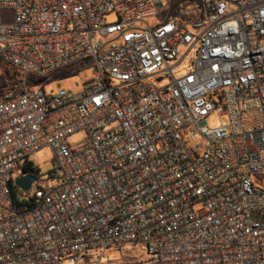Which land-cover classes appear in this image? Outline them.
Returning a JSON list of instances; mask_svg holds the SVG:
<instances>
[{
    "label": "built area",
    "instance_id": "built-area-1",
    "mask_svg": "<svg viewBox=\"0 0 264 264\" xmlns=\"http://www.w3.org/2000/svg\"><path fill=\"white\" fill-rule=\"evenodd\" d=\"M202 2L160 21L163 0H0V59L24 74L0 97V264L138 242L133 264H264V0ZM90 66L83 92L36 85ZM46 147L48 173L30 162Z\"/></svg>",
    "mask_w": 264,
    "mask_h": 264
},
{
    "label": "rangeland",
    "instance_id": "rangeland-1",
    "mask_svg": "<svg viewBox=\"0 0 264 264\" xmlns=\"http://www.w3.org/2000/svg\"><path fill=\"white\" fill-rule=\"evenodd\" d=\"M203 0H163L164 6L166 8L165 12H160L158 18L159 20H165L169 16L170 12L173 15H177L178 9L182 8L184 5H201ZM108 22L115 23L118 20L116 14L112 13L106 16ZM198 17L196 15H191L185 17V20H194ZM159 20L156 18L148 19L147 22L155 26ZM158 21V22H157ZM5 64L0 59V97L6 96L9 93H18L23 88V82L20 81L24 78V74H20V77L12 80L8 74V69L13 71H18L14 67H10ZM185 65L182 68V72L178 74L181 75L185 72ZM19 72V71H18ZM21 73V72H19ZM98 78V70L96 66H90L88 68L80 69L79 67H72L71 69H66L55 73L47 77H40L36 80V85L39 87L44 86L47 94L57 93L61 90L70 91L73 93H80L84 91L85 85ZM28 81L30 84L33 78ZM34 81V80H33ZM17 82V83H16ZM16 83V84H15ZM13 87H16L15 89ZM208 125L210 127H217L220 125V119L218 114L212 115L208 120ZM67 142L72 148L81 146L84 142V136L82 132L76 133L67 139ZM52 160L53 151L51 148L46 147L40 151L34 153L30 157V162L36 169H41L44 173H48L52 170ZM22 171H18L17 175H21ZM255 186L260 187L264 190V179H260L257 176L253 177ZM36 190V184L32 186L30 193L33 197ZM22 198L21 195H19ZM148 254L147 245L143 242L124 244L119 247H114L110 249L102 260V264H133L140 262L146 258Z\"/></svg>",
    "mask_w": 264,
    "mask_h": 264
},
{
    "label": "water",
    "instance_id": "water-1",
    "mask_svg": "<svg viewBox=\"0 0 264 264\" xmlns=\"http://www.w3.org/2000/svg\"><path fill=\"white\" fill-rule=\"evenodd\" d=\"M34 180H35V177L33 175L21 176L20 178L17 179L16 186L19 189L28 192L31 190L32 183Z\"/></svg>",
    "mask_w": 264,
    "mask_h": 264
},
{
    "label": "trees",
    "instance_id": "trees-1",
    "mask_svg": "<svg viewBox=\"0 0 264 264\" xmlns=\"http://www.w3.org/2000/svg\"><path fill=\"white\" fill-rule=\"evenodd\" d=\"M10 68V67H9ZM20 72V71H19ZM18 71H11L10 69H8V74H9V76H10V78L12 79V80H14V79H17V77H20L23 73H19ZM21 74V75H20ZM23 76V75H22ZM21 83L22 82H24V80L22 79L21 81H20ZM31 83H33L34 81L32 80V81H30ZM17 83V82H16ZM15 83V84H16ZM14 89L16 88V87H13ZM31 167H27L26 169L28 170V169H30ZM13 188H16V187H13ZM14 199H15V201H18V199H17V197H16V195H14Z\"/></svg>",
    "mask_w": 264,
    "mask_h": 264
}]
</instances>
